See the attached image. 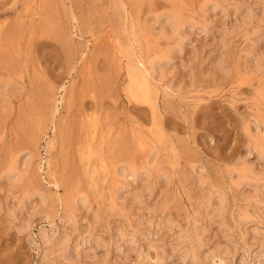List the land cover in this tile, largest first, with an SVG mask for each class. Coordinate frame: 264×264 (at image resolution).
<instances>
[{
    "label": "rangeland",
    "instance_id": "374dc122",
    "mask_svg": "<svg viewBox=\"0 0 264 264\" xmlns=\"http://www.w3.org/2000/svg\"><path fill=\"white\" fill-rule=\"evenodd\" d=\"M261 148L264 0H0V264H264Z\"/></svg>",
    "mask_w": 264,
    "mask_h": 264
},
{
    "label": "bare ground",
    "instance_id": "6f19581e",
    "mask_svg": "<svg viewBox=\"0 0 264 264\" xmlns=\"http://www.w3.org/2000/svg\"><path fill=\"white\" fill-rule=\"evenodd\" d=\"M171 18L176 22L177 21V28L181 25L180 23H179V21L178 20H180L179 19V16H178V14L176 15V13L175 14H172V16H171ZM184 24V23H183ZM186 24H187V22H186ZM186 24L185 25H183V26H186ZM190 24V23H189ZM49 25V24H48ZM50 26V25H49ZM188 27V26H187ZM184 28V27H183ZM179 29V28H178ZM180 31V30H179ZM182 31H183V29H182ZM185 31V30H184ZM183 33V32H182ZM132 51V50H131ZM124 52H126V51H124ZM126 54H128V53H126ZM137 56V55H136ZM135 56V57H136ZM128 58V57H127ZM140 58V57H139ZM132 59V58H131ZM10 57H9V62H10ZM138 61H139V59H137ZM132 62L133 61H135V60H131ZM130 61V62H131ZM136 62L137 64L139 63V62ZM141 62V61H140ZM153 63V62H152ZM158 63V62H157ZM160 63V62H159ZM134 64H135V62H134ZM140 64V63H139ZM138 64V65H139ZM142 64V63H141ZM140 64V65H141ZM154 64H155V62H154ZM129 65H131V64H129ZM137 66V65H135V66H137V69H132L131 70V72H130V74H131V78H132V82H131V93H132V95H133V97L135 98V99H137L138 101H140V100H143V101H146L147 102V99H148V97H149V93H150V90H151V86H152V80H154V78L152 79V77H150V73H149V70L146 68V67H144V65H142V66ZM152 73V72H151ZM162 74V73H161ZM158 75V74H157ZM156 78V77H155ZM105 80V79H104ZM156 80V79H155ZM160 81V80H159ZM158 80H157V82H159ZM163 81V80H162ZM101 82V81H100ZM157 84V83H156ZM165 86V85H164ZM158 87V86H157ZM167 87V86H166ZM167 88H169V87H167ZM154 89V88H153ZM164 89V88H163ZM170 90V89H169ZM160 91V90H159ZM170 91H172V90H170ZM157 92V91H156ZM155 92V93H156ZM173 92V91H172ZM168 93V92H167ZM156 95H157V93H156ZM61 97H63V96H61ZM128 97V96H127ZM215 97V96H214ZM185 98V97H184ZM201 98V97H200ZM63 100V98L61 99V101ZM152 100H154V99H152ZM157 100V99H156ZM233 101H235V100H233ZM152 103H154V102H152ZM258 107V106H257ZM142 135V134H141ZM52 137V136H51ZM59 142V141H58ZM53 146H54V141L53 140H48L47 141V147H46V153H48V155H50V152H51V150H52V148H53ZM262 149V148H261ZM264 149V148H263ZM262 149V150H263ZM261 150V151H262ZM262 153H263V157H264V150L262 151ZM47 157V156H46ZM30 158H31V155L28 153L27 154V156L23 159V161H22V165H21V168H20V164L18 165V162L17 163H15V165L13 166V169L12 170H10V172H12L13 173V175H16V176H21V175H23V170L24 169H27L28 170V167H29V165H30ZM18 161V160H17ZM147 161H149V159H147ZM146 161V162H147ZM40 165H39V168L40 169H45V168H50L51 167V159H50V157H47V158H45V159H43V158H41V162L39 163ZM125 167V166H124ZM145 167H146V165H145ZM122 168V167H121ZM10 169V168H9ZM117 169V168H116ZM143 170H147L146 168H142ZM142 170V171H143ZM116 171V170H115ZM137 171H136V169H135V167L132 165V164H129V166L124 170V171H122V175H126V173L127 174H133V173H136ZM9 175V174H8ZM11 177V176H10ZM243 179H244V177H243ZM253 180V179H252ZM259 180V179H258ZM242 181V180H241ZM244 181V180H243ZM52 184V183H51ZM241 184V183H240ZM258 184V183H257ZM256 184V185H257ZM57 189H58V185L57 184H53ZM119 186V185H118ZM240 189V188H239ZM58 192V191H57ZM217 196H219L218 198V202H219V200H220V202H221V198L222 197H220V195H217ZM222 196V195H221ZM80 197H81V199H80ZM216 197V196H215ZM215 197H214V199H215ZM79 199H80V201H79ZM86 199H87V196L86 195H79V196H76L75 197V199H74V204H77L78 202H80V203H82V202H84V201H86ZM209 203V202H208ZM256 207V206H255ZM210 211V210H209ZM246 212V211H245ZM239 213V212H238ZM242 218H246L247 217V215L246 214H242V215H240ZM251 216V215H250ZM239 217V216H238ZM236 220V219H235ZM240 220V219H239ZM247 221V220H246ZM23 222V221H22ZM55 223V222H54ZM235 223V222H234ZM26 224V223H25ZM50 224V223H49ZM54 225V224H53ZM55 226V225H54ZM157 226H159V225H157ZM162 226V225H161ZM40 236H42V235H40ZM44 236V235H43ZM43 236H42V238H43ZM180 240H181V237L179 238V241L178 242H180ZM216 257V256H215Z\"/></svg>",
    "mask_w": 264,
    "mask_h": 264
}]
</instances>
